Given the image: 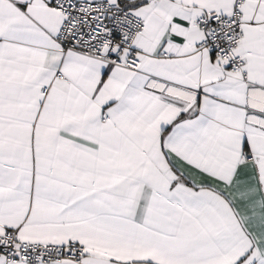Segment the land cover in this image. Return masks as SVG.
I'll return each mask as SVG.
<instances>
[{
  "label": "snow or ice",
  "instance_id": "1",
  "mask_svg": "<svg viewBox=\"0 0 264 264\" xmlns=\"http://www.w3.org/2000/svg\"><path fill=\"white\" fill-rule=\"evenodd\" d=\"M0 264H264V0H0Z\"/></svg>",
  "mask_w": 264,
  "mask_h": 264
}]
</instances>
